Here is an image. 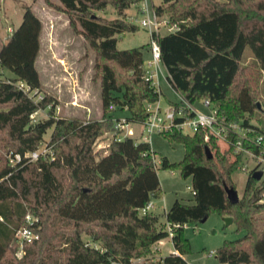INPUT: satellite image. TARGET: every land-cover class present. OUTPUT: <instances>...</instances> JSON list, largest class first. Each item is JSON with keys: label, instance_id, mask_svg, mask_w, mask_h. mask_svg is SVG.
I'll use <instances>...</instances> for the list:
<instances>
[{"label": "trees", "instance_id": "16d2710c", "mask_svg": "<svg viewBox=\"0 0 264 264\" xmlns=\"http://www.w3.org/2000/svg\"><path fill=\"white\" fill-rule=\"evenodd\" d=\"M48 5L69 16L74 31L84 36L96 53L95 79L101 83L103 108L126 109V123H144L146 105L160 100L161 93L146 78L144 49L118 48L119 37L135 33L139 26L125 12L138 0H60ZM157 16H166L177 29L158 37L161 61L172 87L191 103L208 99L232 122L253 126L250 119L264 109L258 105L264 80V0H162ZM112 6L118 17L105 19L96 10ZM43 23L26 6L23 21L0 50V66L14 77L0 79V264H133L148 258L159 241L170 237L152 212L141 213L161 196V182L150 143L130 136L114 139L96 149L97 140L114 128V120L82 121L55 115V99L43 95L35 101L21 90L24 82L41 93L37 59L41 50ZM254 63L244 66L246 48ZM49 108L48 119L33 121V115ZM53 129L50 147L54 156L24 161L15 166L8 155L37 150ZM185 148L184 159L163 169L180 170L191 178L195 203L180 201L166 211L174 250L150 264H190V240L184 226L218 213L232 217L244 236L226 241L218 250L221 264H264V180L250 174L244 194L232 204L225 185L236 189L233 174L242 157L232 148L222 152L207 132L174 131L164 134ZM213 154L208 158L206 149ZM36 221L29 224L26 216ZM29 226L38 238L27 243L18 256L17 229ZM88 234L101 247L86 243Z\"/></svg>", "mask_w": 264, "mask_h": 264}, {"label": "rangeland", "instance_id": "374dc122", "mask_svg": "<svg viewBox=\"0 0 264 264\" xmlns=\"http://www.w3.org/2000/svg\"><path fill=\"white\" fill-rule=\"evenodd\" d=\"M147 1L151 10L153 6L155 9V6H161L163 3L162 0ZM52 2L55 5H61L60 0H52ZM144 2L145 0H139L141 5ZM26 6L32 7L43 23L41 50L36 63L42 84L41 94L50 95L55 99V115L57 117L79 119L85 122L101 120L104 116L111 117L115 123L114 128L96 142L97 150L106 148L114 139L123 136L125 130H115V127L118 123H122L123 120L126 121V116H129L126 113L129 112L116 106H111L108 111L104 110L101 100V83L95 79L96 53L84 36L74 31L70 25L68 14L48 5L45 0H0V50L14 30L21 25ZM140 7H135V4H133L128 9L127 20L138 25L139 30L119 37L118 48L120 50L137 48L149 43V31L139 25V20L142 18ZM95 13L97 16L108 20L118 17L116 10L112 6H108L104 10H96ZM163 20L168 21L166 16H164ZM171 29V25L163 24L160 28V33L166 34ZM144 60L145 64L150 60L148 48L144 49ZM254 61L251 49L247 47L242 64L249 66ZM166 76L165 67L159 65L154 78L156 83H158L156 87L161 89L163 106L168 105L169 101L178 102L180 100V94L172 87ZM12 77L14 75L9 70L0 66V79L8 80ZM259 97L258 103H260L261 109H264V80L260 85ZM194 106L199 110H207L202 106V100L197 101ZM48 117L49 108L42 109L34 114L33 121H42L48 119ZM234 123L240 124L241 122ZM250 123L263 129L264 114H257V116L250 119ZM131 128L134 131L135 139H140L142 124L132 123ZM52 133L53 129L47 132L44 142L37 151H43L50 145ZM218 144L222 152L228 150L227 143L221 141ZM150 145L156 153L157 172L161 182V196L153 199L156 206L150 211L159 217L160 227L169 230L166 210L176 201L189 205L195 203L192 192V179H184L178 169L162 168V159L164 157L171 163H179L184 159L185 148L182 144L172 142L164 135L153 134ZM4 155L7 157L8 154L4 152ZM49 156H54V153L52 152ZM244 163L249 164L248 171L238 169L233 174V181L240 198L244 194L250 176L249 170L254 166L253 162L251 163V159L246 158L245 155L242 156V164ZM31 216L35 218L33 215ZM259 225L261 229H264V214L260 216ZM244 234L245 232L239 229L236 223L227 224L226 217L218 213H211L205 222L184 226V235L190 240L191 244V253L185 256L186 260L190 264H221L217 258L218 250L223 247L226 241L237 240L243 237ZM82 238L88 244L101 247V243L95 242L88 234L84 233ZM173 250L174 246L170 236L163 239L162 244L156 243L154 245L152 255L148 258L134 260L133 264H150L153 260H160L171 254Z\"/></svg>", "mask_w": 264, "mask_h": 264}, {"label": "built area", "instance_id": "2783aa9c", "mask_svg": "<svg viewBox=\"0 0 264 264\" xmlns=\"http://www.w3.org/2000/svg\"><path fill=\"white\" fill-rule=\"evenodd\" d=\"M142 18L139 20V25L146 28L149 31V52L150 60L144 65L146 70V78L153 81V85L156 87L155 76L159 65H163L161 61V47L159 45L158 37L161 35V26L168 24V21L161 20L154 9L151 10L147 0L141 5ZM169 32L177 29V26H171ZM164 66V65H163ZM168 78V73H167ZM18 87L27 93L30 97H33L35 101H41L43 95L37 91L32 90L30 86L24 82H18ZM157 91L161 93L160 89L156 87ZM37 98V100H36ZM196 103V102H195ZM180 95L178 102H171L166 106L161 104V101L155 103H148L146 105V111L148 113L147 119L142 123V131L140 133V141L150 143L153 134H167L174 131L182 132L184 134H194L199 130H205L207 132L206 140L210 136H213L218 142H225L228 144V149L232 148L234 154L238 156H244L251 159L254 166L249 170V174H253L256 171H263L261 180H264V132L259 131L253 126H246L243 122L234 123L230 121L225 115H223L219 108L208 99L202 100V106L207 109H196L194 104ZM34 116V115H33ZM32 116V117H33ZM126 121L118 123L115 130H124ZM130 137L134 135V131L129 130ZM126 135V134H125ZM124 134L118 137V140L126 137ZM128 136V135H127ZM52 147L48 146L43 151H31L24 154L13 153L8 154L9 163L15 166L24 161L34 162L41 157H46L48 154H52ZM156 164V159H155ZM249 164H242L239 169L248 171ZM157 167V164H156ZM193 195H195V192ZM154 208L153 201L148 203L146 207L141 209V213L145 214L151 212ZM31 214L26 216V221L29 224L35 222ZM170 236H172L171 228L169 226ZM16 238L19 245L18 256H22L24 253V247L27 243H31L38 238V235L29 227L24 226L16 231Z\"/></svg>", "mask_w": 264, "mask_h": 264}, {"label": "water", "instance_id": "95a60500", "mask_svg": "<svg viewBox=\"0 0 264 264\" xmlns=\"http://www.w3.org/2000/svg\"><path fill=\"white\" fill-rule=\"evenodd\" d=\"M258 105L260 107V103H258ZM206 152H207L208 158L213 157V154L211 153L209 148L206 149ZM262 176H263V171H256L252 174V177L258 181L261 180ZM225 189H226V192L228 194V198H229L230 202L232 204L238 203L240 200V196H239L237 190L233 187H228L227 185H225ZM208 217L209 216H205L201 220V222H205L208 219ZM226 222H227V224H232V223H234V219L232 217H226Z\"/></svg>", "mask_w": 264, "mask_h": 264}, {"label": "crops", "instance_id": "0c3cea01", "mask_svg": "<svg viewBox=\"0 0 264 264\" xmlns=\"http://www.w3.org/2000/svg\"><path fill=\"white\" fill-rule=\"evenodd\" d=\"M141 6V3H139V0H138V2L135 4V7H140ZM125 14H127V16H128V10L125 12ZM149 44V43H148ZM165 71H166V75H167V70H166V68H165ZM167 77V76H166ZM160 91H161V89H160ZM160 101H161V104H162V100H161V98H160ZM169 103H171V101H169ZM163 105V104H162ZM127 115L129 114V113H126ZM127 117V116H126ZM117 118V117H116ZM131 125H132V123H128V124H126V126H125V132H124V135L125 136H130L128 133H129V130H131V131H133V129L131 128ZM131 137H133V138H135L134 137V135H132ZM139 139V138H138ZM153 204H154V208H155V206H156V203L155 202H153ZM167 211V210H166ZM162 241L163 240H161V241H159L157 244H162ZM171 253H175V254H177L178 252L177 251H175V250H173ZM160 257H162V256H160ZM185 259H186V257H185Z\"/></svg>", "mask_w": 264, "mask_h": 264}]
</instances>
